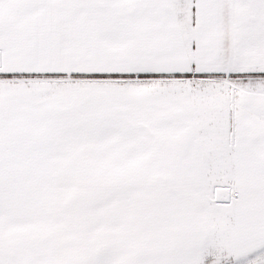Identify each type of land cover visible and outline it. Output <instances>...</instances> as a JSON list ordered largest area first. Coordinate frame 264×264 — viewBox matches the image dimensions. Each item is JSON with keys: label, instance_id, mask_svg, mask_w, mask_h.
Here are the masks:
<instances>
[{"label": "snow or ice", "instance_id": "obj_1", "mask_svg": "<svg viewBox=\"0 0 264 264\" xmlns=\"http://www.w3.org/2000/svg\"><path fill=\"white\" fill-rule=\"evenodd\" d=\"M0 264H264V0H0Z\"/></svg>", "mask_w": 264, "mask_h": 264}]
</instances>
